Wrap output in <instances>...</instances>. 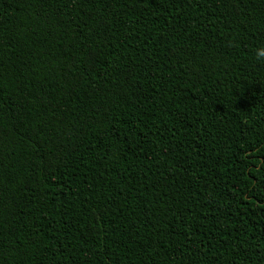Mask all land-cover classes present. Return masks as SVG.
<instances>
[{
  "label": "trees",
  "instance_id": "trees-1",
  "mask_svg": "<svg viewBox=\"0 0 264 264\" xmlns=\"http://www.w3.org/2000/svg\"><path fill=\"white\" fill-rule=\"evenodd\" d=\"M264 0H0V264H264Z\"/></svg>",
  "mask_w": 264,
  "mask_h": 264
},
{
  "label": "clouds",
  "instance_id": "clouds-1",
  "mask_svg": "<svg viewBox=\"0 0 264 264\" xmlns=\"http://www.w3.org/2000/svg\"><path fill=\"white\" fill-rule=\"evenodd\" d=\"M257 55H258L259 57H264V48H262V49H258V51H257Z\"/></svg>",
  "mask_w": 264,
  "mask_h": 264
}]
</instances>
